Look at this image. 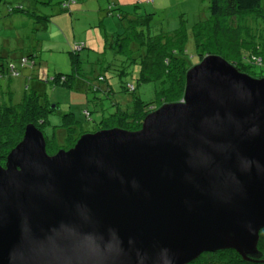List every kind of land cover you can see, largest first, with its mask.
<instances>
[{
    "label": "water",
    "instance_id": "95a60500",
    "mask_svg": "<svg viewBox=\"0 0 264 264\" xmlns=\"http://www.w3.org/2000/svg\"><path fill=\"white\" fill-rule=\"evenodd\" d=\"M261 230L264 78L214 55L137 131L86 133L47 155L28 124L0 165V264L247 260Z\"/></svg>",
    "mask_w": 264,
    "mask_h": 264
},
{
    "label": "trees",
    "instance_id": "16d2710c",
    "mask_svg": "<svg viewBox=\"0 0 264 264\" xmlns=\"http://www.w3.org/2000/svg\"><path fill=\"white\" fill-rule=\"evenodd\" d=\"M62 7L66 8L69 5L65 4ZM13 10L17 12L22 9L15 7ZM108 11L113 10L109 8ZM153 16V12L142 15L136 13L118 15L120 19L123 17L127 19V25L123 27L122 33L115 36V52L124 54L120 61L122 66L114 67L112 63H108L104 72L110 71L112 76L118 79L123 75L135 74L138 82L157 81L161 86L159 93L161 105L170 104L166 103L168 99L172 100L171 103H176L182 98L186 71L206 56L220 57L239 73L249 75L253 79L264 78L263 0H207L206 16L190 27L194 49V52L190 54L185 48L184 41H187V33L184 28L180 26L171 32H152L150 25L160 24L153 19ZM75 48L78 49L75 50ZM80 49H84V46H74L70 55L71 59ZM9 64L13 65L16 71L15 76L6 69ZM38 67L39 64L34 56L27 55L19 57L15 63H6L3 70L10 77H19L21 71H29L30 79H35V82H40L39 84H50L52 88L70 87V77L57 74L49 79ZM253 68H258L259 72L253 73ZM95 78L94 82L80 81V86L91 93L98 91L103 93V98L93 96L94 104L101 106L102 101L108 99L112 90L103 75H96ZM98 82L102 83L101 87ZM119 87L123 92L129 94L134 92L133 85L129 83H120ZM38 98L39 95L31 91L17 104L0 105L1 166L6 154L19 142L23 128L28 124L33 125L43 136L47 155H53L59 150L66 151L71 148L76 140L86 133L112 128L135 132L140 128L143 118L156 110L151 103H142L137 98L130 103L125 100L120 103V106L113 101V104L106 109H102L103 106L99 108L96 106L101 113L104 110H111V107L112 110L105 116L100 115V119L95 122L92 119V113L98 110L93 109L91 113L85 109L82 111L85 120L95 122L94 126H96L89 132L80 131L78 123L72 120L70 111L67 110V113L62 114V123L51 124L47 135L41 131V128L47 124V116L56 110L57 106L40 104L37 101ZM60 135L63 136L60 142L64 143V147L53 149L54 143L49 142V139L59 140ZM256 250L259 254L258 258L244 260L232 250H218L203 253L189 264H264V236L259 233Z\"/></svg>",
    "mask_w": 264,
    "mask_h": 264
},
{
    "label": "rangeland",
    "instance_id": "374dc122",
    "mask_svg": "<svg viewBox=\"0 0 264 264\" xmlns=\"http://www.w3.org/2000/svg\"><path fill=\"white\" fill-rule=\"evenodd\" d=\"M65 4L69 7L63 8ZM15 7L22 10L16 12ZM206 7L207 0H0V64L5 66L7 62L15 63L19 57L33 55L38 69L49 79L57 74L70 77L69 88H52L50 84L28 80V71H21L19 77L2 72L0 105L17 104L31 91L39 95L37 101L40 104H55L57 109L47 116V124L41 128L47 135L51 124L62 123V114L67 110L80 131L89 132L96 128L94 123L100 115L105 116L112 110L111 107L101 113L97 108L103 106L102 109H106L113 101L120 106L125 100L130 103L137 98L157 109L162 103L161 99L159 101L161 86L157 81L138 82L135 74L118 79L110 71L104 72L108 63L114 67L122 66L120 61L124 54L115 52V36L122 33L127 19H120L118 15L153 12V19L160 24H151L152 32H171L182 26L187 33L185 48L190 54L194 52L190 27L206 16ZM109 8L113 11L109 12ZM76 45H82L84 49L77 51L71 59V51ZM252 72L258 73L259 69L253 68ZM96 75H103L112 90L101 106L94 104L93 96L103 98V93H91L80 86L82 80L94 82ZM120 83L132 84L134 92H123ZM98 84L101 87L102 83ZM171 101L168 99L166 103ZM85 109L91 113L93 109L98 110L92 113L95 122L85 120L82 114ZM61 138L62 135L59 140L49 139L54 143L53 149H63ZM259 234L264 236V230Z\"/></svg>",
    "mask_w": 264,
    "mask_h": 264
},
{
    "label": "built area",
    "instance_id": "2783aa9c",
    "mask_svg": "<svg viewBox=\"0 0 264 264\" xmlns=\"http://www.w3.org/2000/svg\"><path fill=\"white\" fill-rule=\"evenodd\" d=\"M78 48H75V50H77ZM8 72L12 75V76H15L16 75V71L13 67V65L9 64L7 65V68Z\"/></svg>",
    "mask_w": 264,
    "mask_h": 264
},
{
    "label": "crops",
    "instance_id": "0c3cea01",
    "mask_svg": "<svg viewBox=\"0 0 264 264\" xmlns=\"http://www.w3.org/2000/svg\"><path fill=\"white\" fill-rule=\"evenodd\" d=\"M15 62H16V61H15ZM7 63H8V62H7ZM4 68H5V66H2V65L0 64V72H4V70H3ZM4 73H5V72H4ZM28 73H29V74L27 75V79L30 80V75H31L30 73H31V72L28 71Z\"/></svg>",
    "mask_w": 264,
    "mask_h": 264
}]
</instances>
